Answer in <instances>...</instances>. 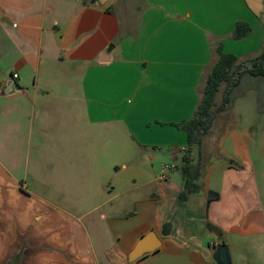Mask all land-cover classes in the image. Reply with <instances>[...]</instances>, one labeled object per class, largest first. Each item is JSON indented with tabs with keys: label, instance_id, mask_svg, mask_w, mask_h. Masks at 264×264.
I'll use <instances>...</instances> for the list:
<instances>
[{
	"label": "crops",
	"instance_id": "obj_1",
	"mask_svg": "<svg viewBox=\"0 0 264 264\" xmlns=\"http://www.w3.org/2000/svg\"><path fill=\"white\" fill-rule=\"evenodd\" d=\"M239 22L252 32L235 40ZM260 27L264 0H0V91L11 80L21 90L0 95V264H125L114 250H132L152 230L163 247L136 264H216V246L232 252L243 241L264 264V125L233 103L250 74L221 111L227 86L217 94L202 156L191 158L199 190L180 200L184 163L181 177L175 166L160 181L163 165L121 192L147 200L149 220L117 238L91 233L99 221L131 219L114 213L113 142L154 133L155 120L179 159L187 134L172 125L193 118L217 48L257 58L264 39L241 51Z\"/></svg>",
	"mask_w": 264,
	"mask_h": 264
},
{
	"label": "rangeland",
	"instance_id": "obj_2",
	"mask_svg": "<svg viewBox=\"0 0 264 264\" xmlns=\"http://www.w3.org/2000/svg\"><path fill=\"white\" fill-rule=\"evenodd\" d=\"M126 15L128 16L127 19L134 23L136 15L129 13ZM130 29L131 27H129L128 29L129 32ZM253 31V38L251 39V41L243 43V50L241 52L247 51V48L255 46L259 41L264 39L263 27L255 28ZM222 41L226 40L223 39ZM130 47L131 46H127V48L129 49L126 51L127 55L129 56L133 52ZM119 52L121 53V51ZM263 86L264 80H262L261 78L245 76L241 88L238 89L235 94V96L243 94L245 95V97L240 98L238 96L239 98H232L234 99L233 103L234 101L236 102V107L241 106V104L243 103L244 112H252L256 117V121H261L260 124L262 126L264 125V110L262 111L264 105L261 99L263 95ZM224 88L225 85H223L222 93H220L219 95L218 104H220L222 101ZM236 99H239V102H237ZM128 105L130 106V104ZM231 109L234 110L233 104L231 105ZM240 115L241 114L237 115V117H240ZM150 121H154L148 123L151 124V128L154 130L152 132L154 133H147L144 137L138 139V137H140L138 134L136 135L129 132L128 137L122 136V140L120 142H113V144H118L116 147L114 145L112 146V158L113 160L118 161L119 168L117 170V175H115V173L113 172L111 176L112 178L110 180L111 185L109 186V190L114 193L113 196L117 195L118 193L121 194L114 198V200L112 201L115 207L114 213L121 216H127L131 219H128L129 221H123L120 218L112 221L109 220L108 222L99 221L97 228L94 227L92 229L91 233L93 235L97 231L100 232V234L106 239H109L110 236H114L117 238L122 236L127 231H130L138 226L143 219L142 216L144 217V219L149 220L150 206L148 201L142 199L141 201L137 202L133 199H129L128 194L121 193L123 190L130 189L134 185H138L142 182H146L147 180L157 177V175H160L163 165L177 166L179 170L176 171V174L181 177L182 158L184 156V152L179 151V159H175L173 157L174 153L177 152L176 150L180 149V146H173L172 143L174 142L167 140L168 138H166L162 133H159V129L157 126L163 125L155 122V120ZM114 134H116V129L115 127H112V135ZM175 143H177V140L175 141ZM191 158L196 161L199 160L200 157L197 149H193L191 151ZM146 190L147 187L142 189V194H145ZM138 211H141L140 213H142V215L139 217H137ZM243 243L244 241L241 243L242 246L231 252L233 264H255L253 262V256L256 255L257 257H261L262 251H257L253 255L252 249L247 244ZM166 257L164 259H158V261H164L166 260Z\"/></svg>",
	"mask_w": 264,
	"mask_h": 264
},
{
	"label": "trees",
	"instance_id": "obj_3",
	"mask_svg": "<svg viewBox=\"0 0 264 264\" xmlns=\"http://www.w3.org/2000/svg\"><path fill=\"white\" fill-rule=\"evenodd\" d=\"M97 0H86L90 3H95ZM252 28L246 23L239 22L236 24L233 38L241 40L249 36ZM219 59L214 65L211 73L206 79L205 88L201 102L192 119L183 121L172 126L184 131L187 134V149L182 158L183 174L185 176L184 192L180 195V200L185 199L189 194L196 193L199 186L195 182L201 174V166L192 165L191 151L197 149L199 157L202 156V145L204 138L213 127L217 110L216 97L220 91L221 85L227 86L223 102L219 110H223L231 103V91L238 84L240 78L244 74H250L255 77H264V47L257 58L247 62L240 61L236 56L224 53L222 46L217 48ZM210 229L219 238L223 237V232L218 227L210 224Z\"/></svg>",
	"mask_w": 264,
	"mask_h": 264
},
{
	"label": "water",
	"instance_id": "obj_4",
	"mask_svg": "<svg viewBox=\"0 0 264 264\" xmlns=\"http://www.w3.org/2000/svg\"><path fill=\"white\" fill-rule=\"evenodd\" d=\"M20 88L15 80L8 81L5 88L0 91V95L9 96L20 92ZM214 193L210 192L209 196ZM163 247V242L155 231H149L143 235L135 244L132 250L123 252L114 250V253L125 261V264H136L145 257L155 254ZM213 260L216 264H233L230 248L226 243H222L215 248Z\"/></svg>",
	"mask_w": 264,
	"mask_h": 264
},
{
	"label": "built area",
	"instance_id": "obj_5",
	"mask_svg": "<svg viewBox=\"0 0 264 264\" xmlns=\"http://www.w3.org/2000/svg\"><path fill=\"white\" fill-rule=\"evenodd\" d=\"M18 76L15 75L14 78H17ZM175 169V166L173 165H166L164 166L163 172L160 176V181H166L168 177V172L173 171Z\"/></svg>",
	"mask_w": 264,
	"mask_h": 264
}]
</instances>
